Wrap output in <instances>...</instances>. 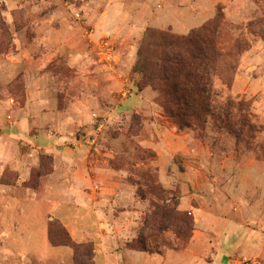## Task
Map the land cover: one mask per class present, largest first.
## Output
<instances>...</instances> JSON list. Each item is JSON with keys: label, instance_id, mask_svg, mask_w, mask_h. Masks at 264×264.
Listing matches in <instances>:
<instances>
[{"label": "rangeland", "instance_id": "1", "mask_svg": "<svg viewBox=\"0 0 264 264\" xmlns=\"http://www.w3.org/2000/svg\"><path fill=\"white\" fill-rule=\"evenodd\" d=\"M219 14L201 81L135 70ZM53 220L94 264H264V0H0V264H74Z\"/></svg>", "mask_w": 264, "mask_h": 264}, {"label": "trees", "instance_id": "2", "mask_svg": "<svg viewBox=\"0 0 264 264\" xmlns=\"http://www.w3.org/2000/svg\"><path fill=\"white\" fill-rule=\"evenodd\" d=\"M221 24L219 14L209 25L198 31H193L184 38L169 36L166 33L160 34L156 42L151 44L149 41L147 43L153 48V56L155 55L148 68L147 62L143 59V50L146 45L143 42V46L141 45L138 52L139 59L135 70L144 73V78H147L153 85H155L161 73L166 74V76L171 75L173 79H179L184 75L187 80L194 76L201 81V73L213 70L217 63V54L219 55L217 39ZM163 79L162 81H164ZM175 85H179L178 81ZM2 184L8 185L3 182ZM156 215L159 216L162 224L164 220L167 219L168 221L169 217H173L174 220L181 218L177 206L158 208ZM184 216L187 220V215ZM48 240L53 247H70L73 250L74 264H94L92 244L74 242L65 227L57 220L51 221L48 225ZM136 247L141 251L147 250L143 241L140 240L137 242Z\"/></svg>", "mask_w": 264, "mask_h": 264}, {"label": "crops", "instance_id": "3", "mask_svg": "<svg viewBox=\"0 0 264 264\" xmlns=\"http://www.w3.org/2000/svg\"><path fill=\"white\" fill-rule=\"evenodd\" d=\"M17 166H18V170H21V167H19V163H17ZM23 175H25L24 181L27 180V178L29 177V174H28V173L26 172V170H24L23 167H22L21 176H23ZM45 187H46V184L44 185L42 191H44ZM7 188H10V187H7ZM41 193H43V192H41ZM10 206H11V205H9V207H10ZM182 254H183L184 256H187V255L184 254V253H182ZM188 256H189V255H188ZM173 257H176V255H173ZM188 258H189V257H186V258H185V263H184V264H188Z\"/></svg>", "mask_w": 264, "mask_h": 264}]
</instances>
